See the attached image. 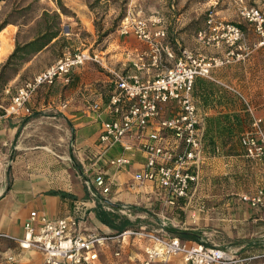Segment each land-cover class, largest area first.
<instances>
[{"label": "crops", "instance_id": "1", "mask_svg": "<svg viewBox=\"0 0 264 264\" xmlns=\"http://www.w3.org/2000/svg\"><path fill=\"white\" fill-rule=\"evenodd\" d=\"M145 5L148 3L137 2L134 10ZM155 12L152 18L158 17L167 31V37L157 42L172 56L162 50L158 62H153L148 43L133 34H121L116 28L93 50L97 61H87L74 69L69 82L58 79L52 86L39 88L26 104L28 112L9 115L0 111V232L21 235L31 211L49 218L77 217L83 211L85 220L81 226L85 230L112 236L129 228L157 231L188 243L217 246L249 257L250 264H256L264 259V208L250 206L241 195L253 193L261 185L264 158L248 157L241 137L251 130L252 116L261 117L264 127V44L257 36L248 35L232 47L223 41L219 45H205L193 39L187 43L194 52L218 56L223 63L213 68L209 76L194 81L203 156L198 180L191 184L186 197L172 206L157 192V183L137 182L133 175L143 169L144 154L135 151L128 155L120 144L110 148L105 158L97 159V167L111 181L110 191L92 197L87 189L86 180L94 173L91 161L98 155L102 123L111 118L105 109L115 87L109 71L117 69L126 75L153 79L170 67L178 55L179 39L183 40L184 35L172 36L163 16ZM75 16L80 20L77 30L85 29L97 40L92 17L85 13L83 17L79 13ZM8 26L0 31V62L6 60L17 43L30 42L36 36L19 40L18 25ZM73 26L62 15L60 28L66 27L67 32L60 31L42 48L28 54L22 69L37 66L33 76L67 49L79 48L81 42ZM62 41L67 46L60 47ZM92 103H97L100 110H92ZM174 110L170 105L163 115L170 116ZM156 126L152 123L146 133ZM124 140L138 141L134 132ZM121 155L130 156L129 164L116 167L107 163V159ZM101 214L107 215L112 225L104 223ZM122 223L126 225L121 230ZM177 231H187L193 239L180 237ZM146 244L145 239L114 237L99 252L96 264H142ZM117 251L119 255H115ZM10 253L15 255V264H44L41 253L19 250L0 241V264H10ZM150 264L184 263L180 256H173Z\"/></svg>", "mask_w": 264, "mask_h": 264}, {"label": "built area", "instance_id": "2", "mask_svg": "<svg viewBox=\"0 0 264 264\" xmlns=\"http://www.w3.org/2000/svg\"><path fill=\"white\" fill-rule=\"evenodd\" d=\"M240 14L251 23L261 38L260 43L264 44V9L244 6ZM160 23L159 18L151 19L127 13L117 28L121 34H133L137 39L148 43L152 49L153 62H158L162 50L172 56L169 49L157 42L158 39L167 37L166 28ZM156 24L159 26L152 30ZM64 32H67L66 27ZM197 36L198 41L205 45H219L223 41L232 47L243 39V32L234 23L217 22L209 17ZM87 61H97L95 53L87 49L64 52L18 88L10 104L4 108L5 113L17 115L22 110L28 112L26 104L39 88L52 86L58 79L69 82L73 70ZM222 63L223 60L218 56H207L183 48L173 64L153 79L126 75L117 69L109 71L115 87L105 109L111 118L102 123L97 139L98 155L91 161L94 173L91 179L86 180L92 197L110 191L111 181L97 167V159L105 158L107 151L117 144L129 152L128 155L135 151L144 154V167L133 177L139 183H157V192L165 197L169 205L175 206L179 199L188 195L191 184L198 180L203 156L202 133L193 95L194 81L197 77L209 76L212 69ZM170 105L175 109L173 114L164 116L163 110ZM90 108L100 110L97 103H92ZM248 110L252 114L250 107ZM154 122L157 123V128L146 133ZM133 132L138 141H125L124 138ZM241 144L248 157L264 158V127L261 117L252 116L251 130L241 137ZM128 155L107 159V163L122 167L129 164ZM192 167L195 169L193 172ZM241 198L252 207L264 208V179L253 193L242 194ZM84 220L83 211L77 217L58 218H49L31 211L23 223L21 235L0 232V241H7L19 250L41 253L44 264H96L104 246L112 238L124 236L147 240L142 264L164 261L173 256H180L184 264H250L251 261L249 257L237 256L217 246L188 243L177 236H166L157 231L129 228L112 236L85 230L81 226ZM115 255H119V252ZM7 260L10 264H15V255L10 253ZM256 264H264V259Z\"/></svg>", "mask_w": 264, "mask_h": 264}, {"label": "rangeland", "instance_id": "3", "mask_svg": "<svg viewBox=\"0 0 264 264\" xmlns=\"http://www.w3.org/2000/svg\"><path fill=\"white\" fill-rule=\"evenodd\" d=\"M60 1L64 7L63 11L60 10L55 0H0V24L3 21H9L10 23L8 24V27L13 28V25H18V28L20 29L18 33L19 40H25L30 36L36 35V32L41 29L42 23H48L52 19V15H49L43 18L42 21L40 16L42 15L43 10H47L50 13L56 11L60 14V17L63 15L64 19H68L73 23V27L77 31V38L79 42H81V44L78 45L79 48L73 46V48H69L67 51L87 49L93 52L96 45L100 43L101 40L98 41V37L97 40H95V37H92L85 29L78 31L77 27H79L78 23L80 20L75 14L79 13L80 17H83V13L91 16L94 29L97 30L98 35H101L107 29L115 30L120 24L121 19L127 15V13L139 14L145 18L156 19L158 17L155 16L152 18V16L153 14H156L155 11H159L165 21L162 20V22L165 23L168 30L172 33V36H176L178 33L184 35V39H179V45L177 44L179 50H176V52L179 54L183 48L193 51L187 43L192 39L198 41L197 33L200 29L205 27L206 21L209 17H212L214 21L217 22L234 23L238 25L243 32V38L248 35L259 37L254 31L253 26L250 25L251 23L242 18L240 12L244 6H256L264 9V0ZM137 2L142 5L148 3V5L142 6V9H137L135 11L133 5ZM158 5L161 6L160 9L157 8ZM39 21L40 23L38 24ZM242 27L244 29L246 27V29L244 30ZM23 67L24 61L8 71L6 78H10V80L6 87L3 90H0V111H3L4 108L10 104L12 96L15 95L18 88L27 79L32 77L33 71L37 68V66L34 65L27 69H22ZM17 69L18 72L16 71ZM18 73H21L20 76H17ZM9 87H11V90L6 91Z\"/></svg>", "mask_w": 264, "mask_h": 264}, {"label": "trees", "instance_id": "4", "mask_svg": "<svg viewBox=\"0 0 264 264\" xmlns=\"http://www.w3.org/2000/svg\"><path fill=\"white\" fill-rule=\"evenodd\" d=\"M55 2L58 4V7L61 11H63V5L60 0H55ZM52 15V19L48 23H42V27L40 30L36 32L35 38L27 43H17L12 53L6 58L4 62L0 63V90H3L6 85L8 84L10 78H6V75L8 71L17 66L20 62H25V57L28 56L33 51L39 50L42 48L47 42H49L53 37L57 36L58 33L61 31L64 32V28H60L61 23V17L60 14L56 11L53 13H50L47 10H43L42 15L40 16V19L43 21V18ZM10 22L9 21H3L0 24V31L5 28ZM40 21L38 22V24ZM111 29L105 30L101 35H98V41H100L108 32H110ZM61 46H66L65 42H60ZM27 58V57H26ZM18 72V69L16 70ZM16 72V73H17ZM101 220L109 225H112V222L110 218L107 217L105 214L100 215ZM126 223H122V226L120 229L122 230L125 227ZM178 236L180 237H188L190 239H193V236L191 233H188L187 231H177Z\"/></svg>", "mask_w": 264, "mask_h": 264}, {"label": "bare ground", "instance_id": "5", "mask_svg": "<svg viewBox=\"0 0 264 264\" xmlns=\"http://www.w3.org/2000/svg\"><path fill=\"white\" fill-rule=\"evenodd\" d=\"M1 34V33H0ZM3 40V39H2ZM9 40V39H8ZM3 41H5V40H3ZM7 42H9V41H7ZM7 42H6V44H7ZM5 44V43H4ZM3 45V44H2ZM3 47V46H2ZM5 49V48H4ZM1 54H3V52L1 53Z\"/></svg>", "mask_w": 264, "mask_h": 264}]
</instances>
